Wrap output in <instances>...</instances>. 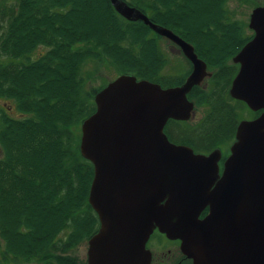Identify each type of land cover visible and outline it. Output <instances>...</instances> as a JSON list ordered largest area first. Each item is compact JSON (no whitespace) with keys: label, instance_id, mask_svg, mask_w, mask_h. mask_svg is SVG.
I'll use <instances>...</instances> for the list:
<instances>
[{"label":"trees","instance_id":"1","mask_svg":"<svg viewBox=\"0 0 264 264\" xmlns=\"http://www.w3.org/2000/svg\"><path fill=\"white\" fill-rule=\"evenodd\" d=\"M125 1L191 43L212 72L210 87L191 94L208 107L206 115L196 129L170 121V140L201 153L230 147L239 123L229 94L232 58L254 33L233 17L229 0ZM0 14L9 17L0 36V55L9 59L0 63V97L25 116L0 118V264H75L66 254L98 227L89 204L94 166L81 155L80 130L96 111L99 90H87L92 77L84 68L94 63L164 88L181 85L188 72L164 75V38L125 20L110 0H17Z\"/></svg>","mask_w":264,"mask_h":264},{"label":"water","instance_id":"2","mask_svg":"<svg viewBox=\"0 0 264 264\" xmlns=\"http://www.w3.org/2000/svg\"><path fill=\"white\" fill-rule=\"evenodd\" d=\"M110 1L125 20L179 47L193 71L170 88L123 74L95 95L80 142L94 166L89 204L101 224L89 264H149L145 245L155 229L182 239L195 264H264V6L251 14L254 37L233 58L240 68L230 89L233 99L261 114L239 123L219 179L220 149L196 154L165 133L170 120L192 119L188 95L212 76L207 63L140 9ZM207 206L210 214L200 221Z\"/></svg>","mask_w":264,"mask_h":264},{"label":"rangeland","instance_id":"3","mask_svg":"<svg viewBox=\"0 0 264 264\" xmlns=\"http://www.w3.org/2000/svg\"><path fill=\"white\" fill-rule=\"evenodd\" d=\"M17 0H0V9H3L5 6L10 5L13 7ZM5 5V6H4ZM264 6V0H229L228 7L233 12V17L236 20H239L240 22H244L247 24L248 29L247 33L249 35L253 34L254 32L249 28V22L250 17L254 9ZM4 11V10H3ZM8 20L9 17L7 15L0 14V36L5 32L7 26H8ZM160 44L163 47V51L165 54V57L167 59V65L164 69V75L168 77H180L184 75L187 71L191 72L192 65L191 63L180 53L178 50L173 49L172 43L169 41H166L164 39L160 40ZM40 52H43V50H38L33 56L32 59H36L38 57V54ZM233 59V58H232ZM204 61V60H203ZM7 63L9 62V59L5 56L0 55V63ZM192 73V72H191ZM84 76L92 77L87 83V90H93L97 89L100 92L102 89H104L110 82L114 81L117 77L120 75L118 74L117 70L114 69H96V64L90 63L84 68ZM224 90V88H221ZM96 93V94H97ZM95 98V97H94ZM242 103V102H241ZM236 103L233 101L231 104L233 105L234 109L236 110L237 114L239 115L240 120L244 121H250L254 119V114L252 111L248 109L247 106L243 105L244 103ZM95 104V101H94ZM90 107V105H89ZM96 109V104H95ZM202 109V108H201ZM208 110L205 111V113L196 110L193 114V117L190 121H188V124H185L184 127L186 130L194 129L201 121L202 116H205ZM2 114H6L12 118H25V116L20 113L16 108V103L14 100L7 99L4 97H0V118ZM82 126V125H81ZM193 126V127H192ZM174 126H171L173 128ZM191 127V128H189ZM197 128V127H196ZM195 128V129H196ZM81 131V130H80ZM78 132V129H77ZM82 137V134H81ZM221 151H229L230 147L228 146H221ZM3 157V147L0 144V158ZM99 223V222H98ZM5 249L4 243L0 237V250L3 252ZM72 256L78 258L80 261L84 262V258H86V248L85 243H82L80 246H78L72 253ZM76 260V259H75ZM5 264H20V263H13L12 261ZM23 264H38L37 262H30V263H23Z\"/></svg>","mask_w":264,"mask_h":264},{"label":"flooded vegetation","instance_id":"4","mask_svg":"<svg viewBox=\"0 0 264 264\" xmlns=\"http://www.w3.org/2000/svg\"><path fill=\"white\" fill-rule=\"evenodd\" d=\"M173 49H176L178 50L180 53H182L181 49L175 45H172ZM182 55L185 57V55L182 53ZM186 58V57H185ZM187 59V58H186ZM188 60V59H187ZM189 61V60H188ZM190 62V61H189ZM191 63V62H190ZM235 64V63H234ZM192 65V63H191ZM236 67H237V72L234 76V78L236 77L238 71H239V68L240 66L235 64ZM192 70H193V65H192ZM209 70V69H208ZM188 72V71H187ZM192 72V71H191ZM191 72H188V75L185 79V81L187 80L188 76L191 74ZM211 78H207L205 79V81L202 83V85L200 86L203 90H207L210 85H211ZM234 80V79H233ZM232 80V82H233ZM185 81L179 85V86H182ZM232 85V83H231ZM231 89V87H230ZM193 91V90H192ZM192 91L189 93L188 95V99L194 103L195 105V111L196 110H199L203 113H205L206 110H208V107L206 106H201L199 107L197 104H196V101L197 99L196 98H193L191 96L192 94ZM229 94H230V90H229ZM232 98V97H231ZM233 99V98H232ZM235 100V99H233ZM237 101V100H235ZM237 102H240V101H237ZM243 103V102H242ZM246 105V104H245ZM247 106V105H246ZM202 108V109H201ZM249 109V108H248ZM250 110V109H249ZM258 113V112H256ZM261 114V112L255 117H253L254 119L257 118L259 115ZM239 117V115H238ZM204 118V116H202L201 120ZM253 120V119H252ZM170 121H173V120H170ZM170 121L168 122V124L170 123ZM242 120L239 119V123L241 122ZM244 121V120H243ZM176 122H179V121H176ZM238 123V125H239ZM167 124V126H168ZM166 126V128H167ZM238 127V126H237ZM166 128H165V132H166ZM172 131V129L170 130V132ZM237 131V129H236ZM178 133V132H177ZM176 132L173 131V134H175V136L177 135ZM167 135V134H166ZM168 136V135H167ZM169 138V137H168ZM235 139H236V134H235ZM170 140V138H169ZM172 143L174 144H177V145H183V144H179V143H176L172 140H170ZM235 142V141H234ZM233 142V143H234ZM185 146H188V145H185ZM190 147V146H189ZM231 147V146H230ZM193 149V148H192ZM194 152L196 154H205V155H209L211 152H208V153H201V152H196L195 149H193ZM230 156V150L229 151H222L221 152V158L220 160L218 161V174H219V179L222 177L223 175V172H224V165H225V162L227 160V158ZM219 180H217L216 183H218ZM210 214V207L207 206L205 207L201 213L199 214V217L198 219L200 221H203L207 218V216ZM98 216V215H97ZM98 227L96 228L95 231L91 232L89 237L84 241L85 243V248H86V258H84V262L80 261L78 258L74 257L71 255V253L74 251L72 250L71 252L67 253L66 255H70L71 258H75L77 259L75 264H89V261H90V252H91V247H92V244H91V240L99 233V230H100V227H101V224H100V221H99V217H98ZM203 245V239L199 242V246L202 247ZM145 250L147 251V254L148 256L150 257V262L149 264H195L194 260L192 258H190L187 254V252L184 250L183 248V241L182 239L180 238H173V237H170L168 236L166 233H163L161 232L159 229H155L154 232L150 235L149 239L147 240L146 242V245H145Z\"/></svg>","mask_w":264,"mask_h":264}]
</instances>
